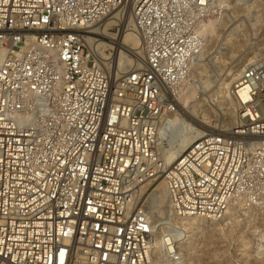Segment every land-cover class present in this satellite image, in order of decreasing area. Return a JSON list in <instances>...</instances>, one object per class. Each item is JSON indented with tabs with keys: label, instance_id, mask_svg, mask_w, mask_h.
Returning <instances> with one entry per match:
<instances>
[{
	"label": "built area",
	"instance_id": "built-area-1",
	"mask_svg": "<svg viewBox=\"0 0 264 264\" xmlns=\"http://www.w3.org/2000/svg\"><path fill=\"white\" fill-rule=\"evenodd\" d=\"M127 2L0 0V264H182L175 239L156 252V235L178 228L135 199L146 180L162 179L173 217L264 206V56L234 80L232 124L166 164L160 141L179 129L169 121L206 48L202 22L226 12L132 0L143 55L118 74L90 42Z\"/></svg>",
	"mask_w": 264,
	"mask_h": 264
},
{
	"label": "rangeland",
	"instance_id": "rangeland-1",
	"mask_svg": "<svg viewBox=\"0 0 264 264\" xmlns=\"http://www.w3.org/2000/svg\"><path fill=\"white\" fill-rule=\"evenodd\" d=\"M119 31L120 25L117 24L108 30L111 34H117ZM98 55L103 67L109 70H113L114 58L117 64L118 60L123 64L127 63V59L135 60L129 52L121 49L117 51L110 46L102 48ZM262 56L264 0H235L230 4L225 19L216 26L203 55L194 66V75L191 76L189 84L193 86L194 91L192 101L199 112H206L213 120L212 126L202 128L194 124L196 127L203 131L207 128L222 127L227 117L224 108L231 105L229 98L223 97L221 92L227 72L232 67L236 69L241 64L248 63V58L254 57L255 60ZM174 136L176 135L161 139L160 149L163 153V146L168 145ZM161 181L162 179H158L148 183L145 192L138 197L139 204L154 206L153 210L161 208V204L153 198L154 189ZM157 204L160 205L159 208ZM263 231L264 206L235 209L233 215L224 221L205 224L193 231L191 241L194 246L190 250L187 243L183 244L182 252L185 257L182 264H238L242 261L264 264L260 262V258L264 260V238L260 237Z\"/></svg>",
	"mask_w": 264,
	"mask_h": 264
},
{
	"label": "bare ground",
	"instance_id": "bare-ground-1",
	"mask_svg": "<svg viewBox=\"0 0 264 264\" xmlns=\"http://www.w3.org/2000/svg\"><path fill=\"white\" fill-rule=\"evenodd\" d=\"M234 1L235 0H219L218 5L222 6L225 12L227 13L229 11L230 4L233 3ZM131 5H132V0H128V2L123 5V7L125 8V9L123 8L124 11L122 9L121 11H119V13L113 12L112 16L109 17L103 23V26L100 28L101 35L97 39L90 42L95 54H97L98 51H101L102 48L106 46H110L117 51L121 49L133 55L135 60H131V58L127 59V57H125L127 54L124 56L128 60L126 64L119 62L118 59H117L118 60V64H117L115 62V58L113 59L112 69L116 70L118 74L121 72H124L134 62L136 63V61L143 55L140 37L135 31V28L133 26V21L131 18V13H130ZM112 24L120 25V31L117 34H111L110 32H108V25H112ZM219 24L220 22L217 19V16H215V14L212 11L208 13V15H206V17L204 18L202 22L203 26L201 29V34L206 40V45L210 37L212 36L214 30L216 29V26ZM253 58L254 57L248 58V63L252 62ZM248 63H243L236 69H234L235 67L230 68L229 71L227 72V77H226L227 80L225 79V81L222 84L223 85L222 90H221L222 96L226 98L228 97L230 100V104H231L230 107L224 108V111H225L224 114L227 117H225V120L222 125L223 127L230 126L232 124L234 112L232 109L231 88L234 83V80L239 75L242 68ZM196 64L197 62L194 63V66H196ZM194 66H193L191 76L194 75ZM193 92H194L193 86L188 85V87L185 89V91H183L179 99L180 111L177 114L173 115V117H171L169 121L174 125H178L179 129L177 133L174 134L176 136L172 138V140L168 143V145L163 146L162 148V150L164 151V159L166 161V164H170L173 161H175L177 157L181 154V152L184 151L185 148L189 146L190 143L195 138L203 135L204 131L196 127L194 124H197L202 128L213 125V120H211L207 116L206 112L198 111L196 104L192 101ZM163 133H164V127L161 126L160 134L163 135ZM150 181L152 182L153 180H148V181L146 180L136 185L134 195L137 201H138V197L143 192H145L144 190L147 188V185ZM153 198H155L156 201L161 204V206L159 205L161 208L153 210L154 206H147V210L150 213H154L155 215H157L158 213L159 216H164V217L170 216L173 219L172 220L173 224L178 228L175 232L168 234L170 235L169 238H167L165 235H162V234L156 235L155 237L156 246H157L156 252L160 253L162 257L163 256L162 254L168 248L167 241L172 243L174 242L173 239H175V242L177 241L178 250L183 255V261L185 257L182 252L183 244L187 243L189 245L190 250L193 248L194 245H193V242L191 241V237L195 229H199L201 226H204L205 224L211 225V224L216 223L217 221L219 222L224 221L227 217L233 215V212L235 210V209H231L229 213L223 216L221 219H213V218L209 219V218H203V217H198V216H190V217H183V218L173 217L172 216L173 212L170 207L167 189L163 181H161L157 185V187L154 189ZM163 208L164 210H162ZM161 211L165 212V214H163V212ZM260 237L264 238V231L261 232ZM260 260H261L260 261L261 263H264V260L262 258H260ZM155 264H168V261H161V262L156 261ZM172 264H181V263H172Z\"/></svg>",
	"mask_w": 264,
	"mask_h": 264
}]
</instances>
